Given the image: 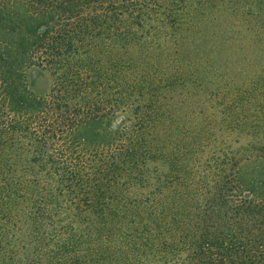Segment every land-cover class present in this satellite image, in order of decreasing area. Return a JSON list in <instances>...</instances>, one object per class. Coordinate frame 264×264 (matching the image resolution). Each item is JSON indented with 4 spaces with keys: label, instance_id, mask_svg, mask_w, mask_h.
Wrapping results in <instances>:
<instances>
[{
    "label": "trees",
    "instance_id": "obj_1",
    "mask_svg": "<svg viewBox=\"0 0 264 264\" xmlns=\"http://www.w3.org/2000/svg\"><path fill=\"white\" fill-rule=\"evenodd\" d=\"M0 264H264V0H0Z\"/></svg>",
    "mask_w": 264,
    "mask_h": 264
},
{
    "label": "rangeland",
    "instance_id": "obj_2",
    "mask_svg": "<svg viewBox=\"0 0 264 264\" xmlns=\"http://www.w3.org/2000/svg\"><path fill=\"white\" fill-rule=\"evenodd\" d=\"M30 88L38 94H44L49 88V76L46 72L42 71L37 78L30 82ZM245 142V139H240L234 141V145L242 144ZM249 168V167H247ZM248 170V169H247Z\"/></svg>",
    "mask_w": 264,
    "mask_h": 264
}]
</instances>
